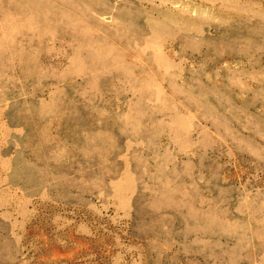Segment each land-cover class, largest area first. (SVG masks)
Wrapping results in <instances>:
<instances>
[{
	"label": "rangeland",
	"instance_id": "rangeland-1",
	"mask_svg": "<svg viewBox=\"0 0 264 264\" xmlns=\"http://www.w3.org/2000/svg\"><path fill=\"white\" fill-rule=\"evenodd\" d=\"M0 264H264V0H0Z\"/></svg>",
	"mask_w": 264,
	"mask_h": 264
}]
</instances>
